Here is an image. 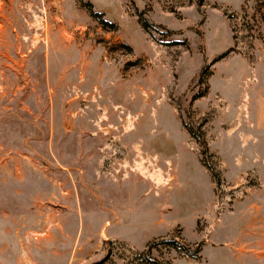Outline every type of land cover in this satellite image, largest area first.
<instances>
[{"label":"rangeland","instance_id":"rangeland-1","mask_svg":"<svg viewBox=\"0 0 264 264\" xmlns=\"http://www.w3.org/2000/svg\"><path fill=\"white\" fill-rule=\"evenodd\" d=\"M152 244L264 264V0H0V264Z\"/></svg>","mask_w":264,"mask_h":264},{"label":"trees","instance_id":"trees-1","mask_svg":"<svg viewBox=\"0 0 264 264\" xmlns=\"http://www.w3.org/2000/svg\"><path fill=\"white\" fill-rule=\"evenodd\" d=\"M93 16H102L101 13L99 12H93ZM102 23L105 25H110L109 22H107L106 20H102ZM146 28L148 27V23L146 22L144 25ZM189 131L191 132V134L194 136V134L192 133V130L189 129ZM169 245H171L173 248L178 249L177 245L179 244V242L176 239H170L166 241ZM155 244H152L149 249H147V251L145 250L144 255H145V259H146V264H160L158 260H156L155 258L152 257V253H151V248L154 247ZM178 251V250H177ZM189 250H185V252L188 254Z\"/></svg>","mask_w":264,"mask_h":264}]
</instances>
